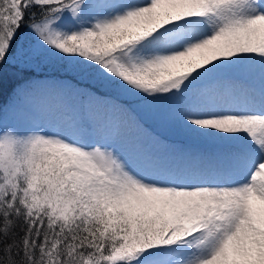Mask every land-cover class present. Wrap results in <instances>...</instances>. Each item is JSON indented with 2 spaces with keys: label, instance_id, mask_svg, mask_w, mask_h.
Here are the masks:
<instances>
[{
  "label": "snow or ice",
  "instance_id": "6c2138e0",
  "mask_svg": "<svg viewBox=\"0 0 264 264\" xmlns=\"http://www.w3.org/2000/svg\"><path fill=\"white\" fill-rule=\"evenodd\" d=\"M0 264H264V0H0Z\"/></svg>",
  "mask_w": 264,
  "mask_h": 264
},
{
  "label": "trees",
  "instance_id": "16d2710c",
  "mask_svg": "<svg viewBox=\"0 0 264 264\" xmlns=\"http://www.w3.org/2000/svg\"><path fill=\"white\" fill-rule=\"evenodd\" d=\"M181 143H184V141H180Z\"/></svg>",
  "mask_w": 264,
  "mask_h": 264
}]
</instances>
